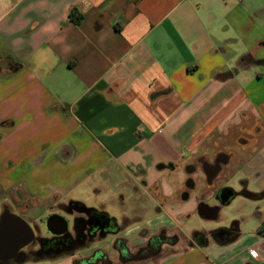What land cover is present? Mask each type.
<instances>
[{"label": "crops", "instance_id": "1", "mask_svg": "<svg viewBox=\"0 0 264 264\" xmlns=\"http://www.w3.org/2000/svg\"><path fill=\"white\" fill-rule=\"evenodd\" d=\"M238 110L250 144L210 175ZM94 172L123 173L177 226L143 229L131 251L125 222L68 198ZM0 194L32 229L70 203L116 225L73 254L13 264L97 251L94 264H264V0H0ZM160 236L177 241L121 257ZM109 237L116 257L75 258Z\"/></svg>", "mask_w": 264, "mask_h": 264}, {"label": "rangeland", "instance_id": "2", "mask_svg": "<svg viewBox=\"0 0 264 264\" xmlns=\"http://www.w3.org/2000/svg\"><path fill=\"white\" fill-rule=\"evenodd\" d=\"M237 114V120L232 126L234 128V135L228 137L225 132H219L222 134V137L219 139V145H221V148L224 150L218 153L227 156L231 154L230 159L233 158L234 160L237 159L239 152L250 144L247 139L246 144L240 142V139H243L242 133L247 125L244 123L245 112L238 110ZM211 126H214V124L203 125L200 131L206 132ZM227 129V124H224L220 130L227 131ZM107 173L94 172L89 178L83 179L79 186L69 193L70 195L68 198H77L85 204L92 206V208L104 207L105 211L112 217H115L119 223L123 224L125 222L127 225L118 237L127 239L128 248L131 251H135L137 247L145 243L146 238L142 235L143 229H148L155 234L161 227H165L168 231H172L174 227L177 226V223L172 221L167 214L159 212L160 205L154 203L150 197H143L140 192L134 191V187L131 185L132 183L128 181L123 173H121L122 175L117 174L116 176L108 175ZM122 179H125L127 184L123 182ZM7 202L9 203V201ZM141 206L143 207V212H137L136 214L135 211L137 207ZM52 210L55 211L56 208L53 207ZM1 213L2 209L0 211V214ZM113 240L114 239L109 237L108 240L101 243L102 245L96 243L98 244L97 247L94 245L88 250L81 251L75 258L89 256L97 248L106 250L108 255L114 258L117 256V253L112 247ZM72 261L73 257H64L56 261L45 259L27 261L23 264H72Z\"/></svg>", "mask_w": 264, "mask_h": 264}, {"label": "flooded vegetation", "instance_id": "3", "mask_svg": "<svg viewBox=\"0 0 264 264\" xmlns=\"http://www.w3.org/2000/svg\"><path fill=\"white\" fill-rule=\"evenodd\" d=\"M240 142L245 144L247 141L240 139ZM230 156L231 154L228 156L220 154L215 159L214 165L206 163L205 165L209 174H218L221 169V164L227 162ZM244 192L252 198L256 197L246 191ZM51 214L64 216L69 225L68 231L60 236H53L46 229V219H44L42 225H40L42 229L38 224H34L33 229L37 235L36 241L23 249V252H21L19 257L11 262V264L20 263L30 258H51L66 253L73 254L76 249L91 245L106 233L116 230L114 222L109 220L106 216L97 211H87L76 203H70L68 205L59 204L57 209ZM260 231H264V225L261 227ZM235 232L236 228L232 226L229 229H219L212 234L215 238L226 240L235 235ZM157 243L159 244L160 242L157 241ZM161 245L162 244H160V246ZM97 253H99V251L95 252L93 256L97 255ZM96 262H104V259L102 258Z\"/></svg>", "mask_w": 264, "mask_h": 264}, {"label": "water", "instance_id": "4", "mask_svg": "<svg viewBox=\"0 0 264 264\" xmlns=\"http://www.w3.org/2000/svg\"><path fill=\"white\" fill-rule=\"evenodd\" d=\"M237 193L223 189L218 193L221 203L227 204ZM88 211L90 209H87ZM46 229L53 236H60L68 231L67 220L58 214H51L46 219ZM36 241L32 227L21 217L5 208L0 216V264H11L19 254Z\"/></svg>", "mask_w": 264, "mask_h": 264}, {"label": "trees", "instance_id": "5", "mask_svg": "<svg viewBox=\"0 0 264 264\" xmlns=\"http://www.w3.org/2000/svg\"><path fill=\"white\" fill-rule=\"evenodd\" d=\"M69 18L73 23L79 24L82 19V15L79 14L76 10H72L70 12ZM157 241H159L160 243L158 244ZM176 241H177V237L165 238L164 236H160L159 238L152 239L147 247L140 249L135 255H130L128 251L125 250L122 254V258L125 261L133 260V259L143 260L151 255L157 254L160 244L163 243L175 244ZM104 257L105 256L99 252L97 253V255L91 257L90 260H85L84 262L86 264H94L96 261L101 260L102 258L104 259ZM76 264H81V262H76Z\"/></svg>", "mask_w": 264, "mask_h": 264}, {"label": "built area", "instance_id": "6", "mask_svg": "<svg viewBox=\"0 0 264 264\" xmlns=\"http://www.w3.org/2000/svg\"><path fill=\"white\" fill-rule=\"evenodd\" d=\"M251 255H252L253 257L255 256L253 252L251 253Z\"/></svg>", "mask_w": 264, "mask_h": 264}]
</instances>
